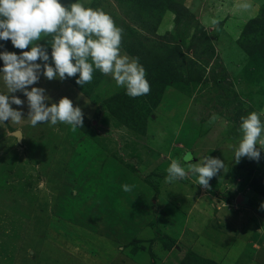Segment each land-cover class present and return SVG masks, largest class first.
I'll return each instance as SVG.
<instances>
[{
	"label": "rangeland",
	"instance_id": "374dc122",
	"mask_svg": "<svg viewBox=\"0 0 264 264\" xmlns=\"http://www.w3.org/2000/svg\"><path fill=\"white\" fill-rule=\"evenodd\" d=\"M87 6L122 29L121 52L139 58L150 91L130 97L99 70L83 87L41 75L33 86L51 102L81 108L75 129L31 126L26 97L12 94L25 103L12 105L19 123H0V264H264V151L234 160L240 118L264 112V0ZM51 40L38 43L50 53ZM186 154L225 167L208 188L195 176L167 183L171 159L186 166Z\"/></svg>",
	"mask_w": 264,
	"mask_h": 264
},
{
	"label": "clouds",
	"instance_id": "9594fccd",
	"mask_svg": "<svg viewBox=\"0 0 264 264\" xmlns=\"http://www.w3.org/2000/svg\"><path fill=\"white\" fill-rule=\"evenodd\" d=\"M89 3L90 0H73L69 5H64L61 0H0V41H10L15 49H28L19 54L0 51V61L3 62L0 75L8 89L7 93L0 92V123L20 122L22 110L12 107L25 103L12 95L20 91L26 97L31 126L41 123L56 125L58 122L73 129L83 126L81 108L74 107L72 100L62 97L53 103L44 88L33 86L41 75L47 80L75 76L76 83L83 87L92 82L94 71L99 70L111 76L130 97L149 93L150 85L139 58L121 52L122 29L110 14L87 6ZM49 34L52 35L50 53L47 47L38 43L42 36ZM261 116L264 112L252 111L240 118V137L234 147L236 162L241 157L260 159L261 151H264V120ZM218 120L220 117L214 114L209 122ZM221 123L227 124L225 121ZM14 135L16 138L23 136L19 130ZM183 159L186 166L176 158L171 159L165 178L167 183L195 176L198 185L208 188L209 180L225 167L222 160L210 156L196 163L190 162L193 159L190 154ZM122 187L124 191L130 190L128 185ZM261 208L264 209V202Z\"/></svg>",
	"mask_w": 264,
	"mask_h": 264
},
{
	"label": "trees",
	"instance_id": "16d2710c",
	"mask_svg": "<svg viewBox=\"0 0 264 264\" xmlns=\"http://www.w3.org/2000/svg\"><path fill=\"white\" fill-rule=\"evenodd\" d=\"M252 30V27L249 25H247L245 28H244V31H243V33H248V32H250ZM9 44H11V42L10 41H7ZM11 46H12V44H11ZM12 48H13V50L12 51H10V52H16L17 54H19V51L21 52L22 50H20V49H15L13 46H12ZM24 50H26V49H24ZM226 198L227 199H232V196H231V194L230 193H227L226 194ZM246 208H248V209H250L251 211H253L255 214H259L260 212H261V210H260V208H258L256 205H254L253 203H250V202H247L245 205H244ZM262 218L264 219V214H263V216H262Z\"/></svg>",
	"mask_w": 264,
	"mask_h": 264
},
{
	"label": "crops",
	"instance_id": "0c3cea01",
	"mask_svg": "<svg viewBox=\"0 0 264 264\" xmlns=\"http://www.w3.org/2000/svg\"><path fill=\"white\" fill-rule=\"evenodd\" d=\"M8 89L6 87V85L4 84L2 75H0V92H4L7 93Z\"/></svg>",
	"mask_w": 264,
	"mask_h": 264
},
{
	"label": "water",
	"instance_id": "95a60500",
	"mask_svg": "<svg viewBox=\"0 0 264 264\" xmlns=\"http://www.w3.org/2000/svg\"><path fill=\"white\" fill-rule=\"evenodd\" d=\"M15 132H16V131L13 132V136H15V135H14ZM15 138H16V136H15ZM20 138H21V136H20V137H17L16 140H17L18 142H20ZM241 199H242L241 197H238V198L236 199V202H239V203L241 204V203H242V202H241Z\"/></svg>",
	"mask_w": 264,
	"mask_h": 264
}]
</instances>
